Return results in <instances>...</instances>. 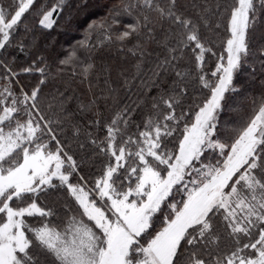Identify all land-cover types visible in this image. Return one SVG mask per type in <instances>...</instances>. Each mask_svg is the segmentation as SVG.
<instances>
[{
    "label": "snow or ice",
    "instance_id": "1",
    "mask_svg": "<svg viewBox=\"0 0 264 264\" xmlns=\"http://www.w3.org/2000/svg\"><path fill=\"white\" fill-rule=\"evenodd\" d=\"M176 2L168 0L164 8L156 0H132L123 10L129 15L138 8L154 10L181 28L176 47L167 48L165 41L169 55L156 65L155 75L175 70L173 62L191 49L195 81L208 95L185 110V81L192 73L175 71L170 88L153 97L142 130L137 125L136 133L127 132L131 110L122 109L105 126L104 140L90 141L108 158L91 181L79 174L83 161L78 163L59 139L61 121L46 117L39 106L46 81L17 92L12 84L18 73L0 61V79L7 81L0 90V264H264V100L242 127L229 128L220 120L241 91L235 78L247 66L250 33L260 23L264 0H235L224 53L211 70H206V54H217L206 46L198 25L177 12ZM35 4L11 0L5 6L0 0V49L11 44ZM63 4L58 0L47 11L37 9L39 25L51 29ZM150 24L147 15L138 17L115 39L123 43L142 34L154 39ZM95 27L94 22L88 31ZM87 41L86 34L79 46L92 47ZM104 41L112 36L105 34ZM19 48L24 50L23 42ZM259 55L264 56V47ZM74 57L75 50L60 63ZM23 71L46 73L43 67ZM74 176L78 183L71 182ZM58 190L68 193L78 213L68 215V206L63 227L53 223V208L38 203L42 194ZM37 218L33 226L30 220ZM222 237L232 245L223 255Z\"/></svg>",
    "mask_w": 264,
    "mask_h": 264
},
{
    "label": "trees",
    "instance_id": "2",
    "mask_svg": "<svg viewBox=\"0 0 264 264\" xmlns=\"http://www.w3.org/2000/svg\"><path fill=\"white\" fill-rule=\"evenodd\" d=\"M10 2L11 0H3L5 6ZM57 2L58 0H36L33 8L22 17L11 38V44L5 49H0V61L9 65L12 72L18 73L13 77L12 84L17 92L20 87L30 91L42 79L46 81L40 86L39 106L46 117L61 121V127L56 129L57 132L62 131L59 139L78 163L83 161L79 174L91 181L101 174L108 158L99 153L90 141L104 140L107 135L105 126L122 109L127 107L131 110V124L127 132L136 133L137 125H140L142 130L153 97L170 88L176 79L175 71L192 73L185 81L189 86L185 110L189 105L199 104L208 93L207 90H201L195 81L196 68L191 49H186L183 57L173 62L175 70L170 68L159 76L155 75L156 65L169 55L167 48L176 47L183 36V30L170 21L161 19L154 10L138 8L129 15L124 12L123 6L132 0H64L62 9L53 16V27L42 28L38 23L36 10L44 6L47 11ZM156 2L164 8L168 7V0ZM234 3L235 0L176 2L177 12L191 18L198 25L206 46L211 47L217 54L216 57L206 54V70L214 69L217 57L224 53V42L229 35V12ZM145 15L151 22L154 39H148L146 34L133 36L123 43L115 39L125 30L126 25L135 23L138 17ZM114 19H118L119 23H114ZM94 22L97 27L88 31L89 25ZM99 25H104V28ZM109 25L110 32L106 33L105 29ZM86 34L87 43L92 47L79 46V42L85 40ZM105 34H110L112 41L100 43ZM250 35L251 54L248 56L247 66L235 78V83L241 91L233 94L229 107L220 116L221 124L227 122L229 128L242 127L252 116L253 109L258 108L264 100V56L259 55L260 49L264 47V13L261 14L255 31ZM21 42L24 44L23 51L19 48ZM137 44L141 45L140 50L135 49ZM130 49L134 50L135 54L129 51ZM73 50L75 57L70 63L62 65L60 61L68 57ZM177 55L179 56V53ZM29 67H43L46 73L42 75L36 71H23ZM3 75L4 71L0 69V77ZM6 83L7 81L0 79V90ZM80 144L85 147L81 149ZM168 146L171 148L173 145ZM71 182L78 183V177L74 176ZM177 199L180 197L177 196ZM38 203L56 211L57 217L53 223L59 227H63L62 221L67 219L65 211L68 206L72 207V212L68 215L78 216L73 200L64 190L42 194ZM30 223L36 226L39 219L30 220ZM160 226L158 224L157 228ZM231 247V242L222 237L219 254H226Z\"/></svg>",
    "mask_w": 264,
    "mask_h": 264
}]
</instances>
